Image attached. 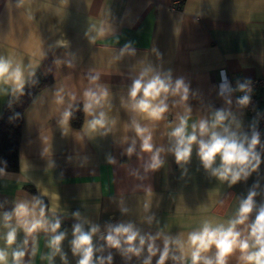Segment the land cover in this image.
<instances>
[{
	"label": "crops",
	"instance_id": "0c3cea01",
	"mask_svg": "<svg viewBox=\"0 0 264 264\" xmlns=\"http://www.w3.org/2000/svg\"><path fill=\"white\" fill-rule=\"evenodd\" d=\"M177 1L179 5L174 8ZM101 30L103 36L99 35ZM128 44L135 54L125 53L117 59ZM0 56L21 62L27 71L52 78L24 112L18 168L0 173V248H6L8 231L3 226L4 214L11 213L18 203L38 197L44 201L46 217L61 221L59 231L66 233L61 245L65 259L60 254L51 261L46 258L51 252L47 247L50 232L38 231L26 237L18 229L16 243L7 250L26 247L24 264H78L80 257L73 254L71 241L73 226L83 220L88 221L85 231L91 225L99 227L93 236V264L100 258L108 264L109 255L111 264H143L148 257L147 243L140 256L130 259L106 243L111 227L128 223L146 240L162 233L155 240L159 251L151 260L156 264L164 236L186 241L188 233L197 230L204 220L226 222L255 185L257 208L250 214V221L264 204V155L260 153L261 164L247 180L229 186L203 168L197 145L183 165L168 151L172 146L169 133L179 116L185 114V107L177 103L178 96H169V111L159 122L143 120L125 107L133 80L151 66L162 76L170 73L173 84L183 79L188 86L189 125L225 109L240 125L236 129L233 124L232 129L247 134L244 110L234 94H219L217 82L221 69L234 76L261 73L264 0H0ZM27 71L26 83L33 76H27ZM96 74L98 83L109 90V106L104 110L115 124L107 134L103 130L88 134L83 125L90 117L83 111L81 125L73 127L69 121L66 131L59 122L61 113L69 105L80 104L83 109V92L90 86L89 78ZM2 87L5 91L0 92V113L11 92L10 86ZM60 89L64 90L63 105L55 103ZM71 95L76 99L71 100ZM133 119L151 127L154 146L164 149V163L156 171L145 172L150 154L141 152L139 138L131 128ZM133 139L135 152L129 156L126 150ZM110 159L115 163H109ZM53 205L55 213L51 212ZM77 211L81 221L72 215ZM12 224L15 226V219ZM26 238L28 244L24 246ZM180 254L176 245H170L165 264H191L187 258L183 262L171 259ZM206 255L214 257L215 248ZM238 256V252L230 256L228 264H241Z\"/></svg>",
	"mask_w": 264,
	"mask_h": 264
},
{
	"label": "clouds",
	"instance_id": "9594fccd",
	"mask_svg": "<svg viewBox=\"0 0 264 264\" xmlns=\"http://www.w3.org/2000/svg\"><path fill=\"white\" fill-rule=\"evenodd\" d=\"M99 35H104L103 30L99 32ZM58 44L66 45V42L58 41ZM125 53L134 55L135 50L130 44L125 45L117 59ZM28 67L31 68L32 65ZM26 71L21 62L0 56V92L5 91L2 86L8 85L14 95L17 93L22 95L26 83ZM32 75L34 72L27 71V76ZM221 78L219 94L224 97L231 92V88L223 71ZM98 81L99 74L91 76L90 86L83 92V111L86 117H90L85 120L83 128L88 134L102 130L104 134H107L111 131V126L115 124V121L111 120L104 110L109 106V90ZM247 89V83L238 82L239 91L246 92ZM63 91L60 89L55 94L57 105L64 104ZM169 96H178L177 103L185 107V114L179 116L178 124L169 133L172 146L168 151L174 154L178 164H187L193 152V145H197V155L203 168L220 182H227L229 186L241 180H247L253 172L257 171L261 164V155L257 151V146L260 144L259 133L253 131L249 136L233 130V124L236 125V129H239L240 125L232 113L225 109L215 110L210 119H200L189 125L191 109L186 105L189 88L183 79H177L173 84L170 73L162 76L159 72H154L151 66L145 67L138 78L133 80L128 90V103L125 107L143 120L159 122L169 111L167 103ZM70 99L75 100V95H71ZM249 101V95L245 94L237 100V103L240 106H247ZM226 103L231 104V100L227 99ZM70 109L71 105L61 113L59 121L66 131L72 117ZM131 128L139 138L141 152L150 154L144 165L145 172L161 168L164 163L161 153L164 149L154 146L152 128L142 125L136 119L132 120ZM135 144L136 140L133 139L132 146L126 150L129 156L135 152ZM109 163H115V161L110 159ZM2 172L3 169H0V173ZM256 187L258 185L248 192L246 198L240 200L234 217L226 222L204 220L197 230L188 233L186 241L164 236L163 251L160 252L156 264H165V261L169 259L170 245H176L181 253L180 256L172 255L171 259L181 262L187 258L191 260V264H228V258L238 252V260L241 264H264V204L258 207L255 218L250 221V214L257 208L254 200L257 195ZM147 195L151 197V189L147 190ZM149 204L150 200L145 203V210L148 209ZM46 211L43 201L38 197H33L31 202L18 203L11 213L4 214L3 226L8 231L4 237L6 248H0V264H9V257H11V264H24L26 247H17L11 252L7 250L16 243L18 229H22L26 237L33 236L38 231L50 232L47 247L51 252L46 258L51 261L55 255L60 254L61 259H65L61 245L66 233L59 231L61 221L59 219L50 221L46 217ZM51 212H56L55 205L51 208ZM72 215L77 221L82 220L80 212L77 211ZM13 219H15V226L12 224ZM151 219V217L148 218L149 223ZM85 223L88 221L83 220L73 226L72 252L80 257L78 264H93V236L99 231V227L91 225L89 230L85 231ZM161 235L162 233L158 232L155 237L148 236L146 240L132 223H128L111 227L105 239L108 247L119 250L129 259L133 255L140 256L147 243L148 257L143 264H151L152 257L156 256L159 251L155 240ZM27 244L28 239L26 238L23 245L27 246ZM33 245L32 254L35 255V239H33ZM213 248H215L214 257L206 255ZM107 261L111 264V255L107 257ZM98 264H105V259L100 258Z\"/></svg>",
	"mask_w": 264,
	"mask_h": 264
},
{
	"label": "trees",
	"instance_id": "16d2710c",
	"mask_svg": "<svg viewBox=\"0 0 264 264\" xmlns=\"http://www.w3.org/2000/svg\"><path fill=\"white\" fill-rule=\"evenodd\" d=\"M51 81L50 76L35 72L25 84L22 95L18 93L14 95L12 90L9 93L0 113V169L15 171L18 168V146L24 112L36 93ZM70 110L72 111L70 124L79 127L83 120L82 106L77 104Z\"/></svg>",
	"mask_w": 264,
	"mask_h": 264
},
{
	"label": "built area",
	"instance_id": "2783aa9c",
	"mask_svg": "<svg viewBox=\"0 0 264 264\" xmlns=\"http://www.w3.org/2000/svg\"><path fill=\"white\" fill-rule=\"evenodd\" d=\"M179 2L174 3V8H177ZM222 71L226 74L227 83L230 85L231 92L235 96V101L244 96L249 95L250 101L247 106H240L245 112V119L248 125L247 134L250 136L253 131L259 133L260 144L257 146V151L264 155V66L258 76L244 77L234 76L228 73L225 69L220 70V77L217 84L221 85ZM239 83H247L248 89L246 92L238 90Z\"/></svg>",
	"mask_w": 264,
	"mask_h": 264
}]
</instances>
